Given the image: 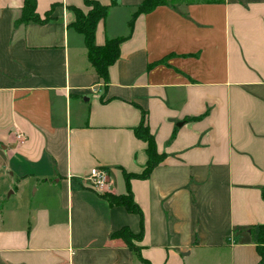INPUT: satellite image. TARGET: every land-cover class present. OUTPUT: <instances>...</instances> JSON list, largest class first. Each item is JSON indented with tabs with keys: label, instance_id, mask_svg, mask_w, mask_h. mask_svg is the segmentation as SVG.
<instances>
[{
	"label": "crops",
	"instance_id": "obj_1",
	"mask_svg": "<svg viewBox=\"0 0 264 264\" xmlns=\"http://www.w3.org/2000/svg\"><path fill=\"white\" fill-rule=\"evenodd\" d=\"M0 0V264H140L119 239L140 218L88 187L129 192L149 264H256L264 224V0L180 1L127 22L143 0H94V44L123 39L103 83L69 25L82 0ZM144 126L163 156L138 175ZM16 135L20 137L17 139Z\"/></svg>",
	"mask_w": 264,
	"mask_h": 264
},
{
	"label": "trees",
	"instance_id": "obj_2",
	"mask_svg": "<svg viewBox=\"0 0 264 264\" xmlns=\"http://www.w3.org/2000/svg\"><path fill=\"white\" fill-rule=\"evenodd\" d=\"M83 6L87 9L85 13L77 8H69L74 15L73 22L69 27L77 34L82 36L84 48L86 51V59L93 69L94 73L103 83L107 81V69L118 58V46L123 39L106 40L103 45L96 46L94 44V30L97 22L102 20L106 15V6L98 4L94 0H82ZM173 3L166 0H143L135 6L134 12L131 14L127 26L131 30L133 20L140 14H147L158 6H172ZM50 20L49 11L45 12L40 18L35 13L34 0H22V8L20 17L14 22L15 25L35 23L42 25ZM134 136L146 144L145 155L146 161L142 172L138 175L123 173L125 185H128V180L146 179L152 169L158 165L163 156L157 154L155 145L147 128L144 126V114L141 112L140 124L133 129ZM105 199L110 206L122 207L127 213L136 214L140 218V232L137 235L131 234L127 229L121 228L118 231L109 235L110 239H119L125 247L131 251L137 258L140 264H149L139 255V248L135 246L131 240L139 241L141 238V214L138 207L134 204L129 192L124 195L99 194ZM261 197L264 202V188L261 191ZM250 242L254 245L258 261L256 264H264V224L256 225L249 229Z\"/></svg>",
	"mask_w": 264,
	"mask_h": 264
},
{
	"label": "built area",
	"instance_id": "obj_3",
	"mask_svg": "<svg viewBox=\"0 0 264 264\" xmlns=\"http://www.w3.org/2000/svg\"><path fill=\"white\" fill-rule=\"evenodd\" d=\"M20 136L16 135L18 139ZM88 182V187L90 190L97 194H104L108 191L109 188V179L107 173L100 168H92L89 170L86 177Z\"/></svg>",
	"mask_w": 264,
	"mask_h": 264
},
{
	"label": "rangeland",
	"instance_id": "obj_4",
	"mask_svg": "<svg viewBox=\"0 0 264 264\" xmlns=\"http://www.w3.org/2000/svg\"><path fill=\"white\" fill-rule=\"evenodd\" d=\"M167 2H170L171 1V3H173V4H176V3H178V2H180V1H199V0H166ZM131 242L134 244V240H131Z\"/></svg>",
	"mask_w": 264,
	"mask_h": 264
}]
</instances>
